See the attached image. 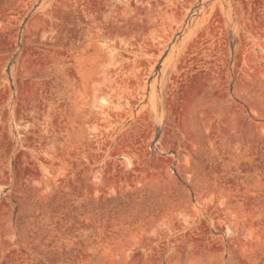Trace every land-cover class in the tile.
Segmentation results:
<instances>
[{"label":"rangeland","instance_id":"1","mask_svg":"<svg viewBox=\"0 0 264 264\" xmlns=\"http://www.w3.org/2000/svg\"><path fill=\"white\" fill-rule=\"evenodd\" d=\"M0 264H264V0H0Z\"/></svg>","mask_w":264,"mask_h":264}]
</instances>
